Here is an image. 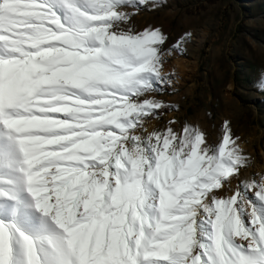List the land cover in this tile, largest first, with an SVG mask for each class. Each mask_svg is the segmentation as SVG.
<instances>
[{"label":"snow or ice","instance_id":"snow-or-ice-1","mask_svg":"<svg viewBox=\"0 0 264 264\" xmlns=\"http://www.w3.org/2000/svg\"><path fill=\"white\" fill-rule=\"evenodd\" d=\"M147 4L0 0V264H264V176L229 122L149 127L191 33L135 30Z\"/></svg>","mask_w":264,"mask_h":264},{"label":"rangeland","instance_id":"rangeland-1","mask_svg":"<svg viewBox=\"0 0 264 264\" xmlns=\"http://www.w3.org/2000/svg\"><path fill=\"white\" fill-rule=\"evenodd\" d=\"M131 23L137 31L160 28L165 48L191 33L183 54L174 52L164 64L175 73L173 85L155 94L172 110L149 127L175 120L177 131L198 126L216 143L228 121L249 158L245 175L264 176V0H148Z\"/></svg>","mask_w":264,"mask_h":264},{"label":"bare ground","instance_id":"bare-ground-1","mask_svg":"<svg viewBox=\"0 0 264 264\" xmlns=\"http://www.w3.org/2000/svg\"><path fill=\"white\" fill-rule=\"evenodd\" d=\"M167 73V70L165 71ZM169 72V71H168Z\"/></svg>","mask_w":264,"mask_h":264}]
</instances>
